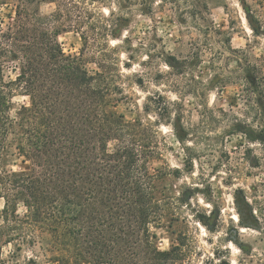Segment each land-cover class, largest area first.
Returning a JSON list of instances; mask_svg holds the SVG:
<instances>
[{
  "label": "trees",
  "instance_id": "obj_1",
  "mask_svg": "<svg viewBox=\"0 0 264 264\" xmlns=\"http://www.w3.org/2000/svg\"><path fill=\"white\" fill-rule=\"evenodd\" d=\"M7 1L0 0V10ZM82 1L17 0L10 21L5 24L0 17V264H20L2 258V248L10 244L18 252L38 246L54 264H191L192 247L186 237L168 251L157 247L155 230L167 217L177 218L175 207L181 202L158 189L165 175L152 167L162 156L158 124L126 123L115 111L123 99L122 75L116 70L118 47L111 48L106 38L85 37L83 27L94 12ZM41 3H54L56 10L42 16ZM240 3L253 36L264 37V14L259 10L264 0ZM184 5L181 19L193 21L202 41L198 39L191 56L181 63L171 60L182 68L195 67L202 47L218 36L222 40L217 57L228 53V61L240 64L237 56L243 53L231 48L228 34L200 25L206 22V4L184 0ZM91 28L101 39L117 37L116 25L106 24L100 32L94 31L96 24ZM70 31L80 32L78 55H66L58 42ZM8 69L14 78L6 77ZM243 71V76L210 80L208 87L238 84L247 98L256 91L264 104L260 69L248 64ZM16 93L28 97L30 104L12 118ZM149 110L146 104L144 112ZM205 111L213 117V109L205 106ZM242 125L229 127V133L258 141L256 131ZM170 126L178 142L190 150L193 127L180 120ZM192 157L190 153L188 167ZM10 159L26 168L13 170ZM179 173L174 170L172 175ZM235 200L238 226L244 228L238 196ZM36 260L22 264H38Z\"/></svg>",
  "mask_w": 264,
  "mask_h": 264
},
{
  "label": "rangeland",
  "instance_id": "obj_2",
  "mask_svg": "<svg viewBox=\"0 0 264 264\" xmlns=\"http://www.w3.org/2000/svg\"><path fill=\"white\" fill-rule=\"evenodd\" d=\"M82 2L94 12L83 27L85 37L100 41L106 38L111 48L118 47L116 70L122 75L119 84L123 99L116 103L115 111L126 123L158 124L162 156L152 167L165 174L158 181V189L165 197L181 201L175 207L177 218L170 221L167 217L155 230L158 249L168 251L179 238L186 237L192 247L191 264H264V104L256 91L251 99L247 98L238 84L208 87L215 78L245 75L243 70L248 64L260 69L259 74L264 76V37L253 36L240 0H201L207 12L206 22L200 21L201 26L208 25L230 36L231 48L243 53L237 56L240 64L228 61V53L217 57L222 38L214 36L211 45L202 47L201 59L193 68H182L171 60L181 63L191 56L198 39L202 41L193 21L181 19L184 0ZM16 4L17 0H8L7 6L1 8L5 24L9 16H14ZM55 5L39 4L40 14L50 15ZM259 10L264 14V6ZM93 24L96 32L106 24L116 25L117 37L101 39L91 30ZM79 34L70 31L58 37L66 55L79 54ZM93 51L94 48L89 54ZM88 69H94V65L88 64ZM5 73L14 78L10 69ZM29 104L28 97L16 93L11 117L17 118L21 107ZM146 104L149 114L144 112ZM205 106L214 110L213 117ZM177 120L193 127L190 150L184 149L171 130L170 125ZM234 124L256 131L258 141L250 143L241 134L229 133ZM190 153L194 157L188 167ZM9 166L15 171L26 168L18 159H10ZM174 170L180 173L172 175ZM236 196L244 228L238 226ZM2 208L0 199V212ZM1 252L3 259L20 264L29 258L37 259L38 264H54L46 260L38 246L18 252L15 244H10Z\"/></svg>",
  "mask_w": 264,
  "mask_h": 264
}]
</instances>
